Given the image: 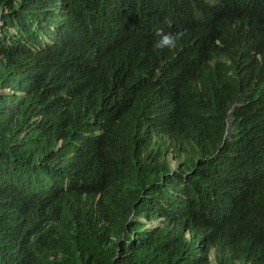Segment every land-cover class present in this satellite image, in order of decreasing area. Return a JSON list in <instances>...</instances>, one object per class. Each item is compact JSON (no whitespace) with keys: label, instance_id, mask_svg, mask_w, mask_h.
I'll return each mask as SVG.
<instances>
[{"label":"trees","instance_id":"obj_1","mask_svg":"<svg viewBox=\"0 0 264 264\" xmlns=\"http://www.w3.org/2000/svg\"><path fill=\"white\" fill-rule=\"evenodd\" d=\"M41 180L68 185L46 219ZM25 259L264 264V0H0V264Z\"/></svg>","mask_w":264,"mask_h":264},{"label":"clouds","instance_id":"obj_2","mask_svg":"<svg viewBox=\"0 0 264 264\" xmlns=\"http://www.w3.org/2000/svg\"><path fill=\"white\" fill-rule=\"evenodd\" d=\"M183 36H184L183 31H177L174 34H165L162 36L164 37V39L162 41H158L157 44L154 45V47L174 49L177 47V41L180 40ZM234 108L235 106H233L227 114L226 132H225L224 139H223L224 143L226 139H229L231 125L233 124L231 115H232V112L234 111ZM67 188H68L67 183H64L63 185H59V184H54L52 182H48L44 180L37 181L31 184L27 190L26 197H27V201L31 207L33 214L37 216L38 218L46 219V214L48 213V208H49L51 200L55 198L60 191L66 190ZM26 262H27V259L22 260L20 264L26 263Z\"/></svg>","mask_w":264,"mask_h":264}]
</instances>
